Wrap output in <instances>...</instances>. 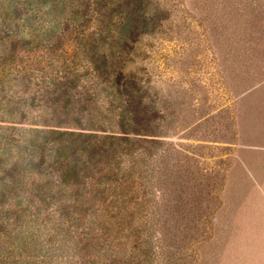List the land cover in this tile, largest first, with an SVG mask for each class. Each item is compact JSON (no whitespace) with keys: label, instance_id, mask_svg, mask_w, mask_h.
Listing matches in <instances>:
<instances>
[{"label":"rangeland","instance_id":"rangeland-1","mask_svg":"<svg viewBox=\"0 0 264 264\" xmlns=\"http://www.w3.org/2000/svg\"><path fill=\"white\" fill-rule=\"evenodd\" d=\"M118 1L103 22L106 44H95L99 56L122 58L120 85L74 48L96 26L84 14L91 0H0L1 34L34 41L20 64L31 65L30 82H0V195L19 173L31 187L57 178L69 188L78 220L56 236L64 259L83 260L93 232L109 257L99 264H264V0ZM70 58L74 73L59 83L55 70ZM39 130L131 141L117 144L120 163L74 188L65 170L37 166L38 155L58 156L35 151ZM33 193L3 207L41 205L28 230L39 228L47 248L58 225Z\"/></svg>","mask_w":264,"mask_h":264},{"label":"trees","instance_id":"trees-1","mask_svg":"<svg viewBox=\"0 0 264 264\" xmlns=\"http://www.w3.org/2000/svg\"><path fill=\"white\" fill-rule=\"evenodd\" d=\"M114 1L115 0H91V10L87 14L86 12L84 14L89 22H96V26L90 33L85 34L84 32H79L81 35H79L78 41L75 42L74 48H76L79 55L84 54L86 58L88 57V53H93V57L89 59V62L93 65L95 74L112 75L116 80V84L120 85L123 71L118 70L121 69L120 64L122 58L116 55L112 60H109L106 54H101L99 56L97 54L98 48L95 44L97 40L101 41L103 44L107 42V37H105V33H103L105 29L103 22L107 15V9L115 5ZM118 2L123 1L119 0ZM19 6L21 5L15 6L16 11ZM99 8H102L100 9L102 11H100ZM104 9L106 10L104 11ZM1 32L2 31H0V82H10L13 80L28 83V71L31 70V65L21 66L20 64L23 61V57L34 50L29 47L34 41L20 37L18 33L14 31H7L4 34H1ZM35 46L36 50L44 45L39 44ZM19 51L23 53L19 54ZM115 63L119 64V67H117L115 72H110L109 67L115 65ZM73 64L74 61L70 58L66 61L61 70H55L53 68L56 72V80H58L59 83L67 81L74 73ZM49 66H53V58L50 61V65H46L45 67ZM45 67L38 70H41L44 75H47L48 71H45ZM123 84L126 89L131 87L129 82H124ZM64 106L66 109L70 107L67 103ZM36 135L41 138L36 142L38 149L35 147V151H37V153L39 150L45 152V149H50L49 147L52 149L57 148L56 151L58 153L56 160L51 164V162L47 160L48 157L45 158L39 151L41 155H38V157L41 158L42 161L37 163V166L40 168L42 166L45 168H54L57 173H61L60 170H65L64 173L70 178L72 187L81 185L92 176L103 173L105 169L111 166L117 159L118 163H120L121 154L117 144L121 145L124 142L130 144L131 141L128 137L77 130H39L36 131ZM79 150L85 153L81 158V162H83L81 166H78L80 165L78 159H76V164L70 162V158ZM62 151L64 152L63 155L61 154ZM51 155L52 154L49 156ZM45 162L49 163L45 165ZM24 179L25 177L21 175V173L15 175L10 183L5 184V192L0 195V264H99L101 260L104 261L109 258L105 254L107 251H103V255L98 253L105 248L100 245L101 238L97 237L93 232L89 239V243L78 248L79 251H84L82 254L84 255L83 260H77L75 253L72 252L67 254V259H64L63 255L57 254L56 251L60 250L61 245L56 243V236L63 231V229H60L63 226V222L73 224L74 221L78 220L76 216L69 215V208L65 205L67 201L73 199L74 193L70 194L71 190L69 188H63L57 178L48 180L38 179L33 183L32 187L25 183ZM29 189L34 192L33 195L38 197L41 204L44 203L49 206L50 210L47 214L52 215L54 217L52 220L56 221L55 224L58 225L54 229L56 234H50V237L45 240V243L49 244L47 248L43 245V241L39 240V236H37L38 240L35 238L36 232H40L39 228L34 227V230H28V228H33V222L38 223V221L41 220V205H35L33 209L30 206L3 207L2 200L14 198L20 195L21 192L23 193L24 190L27 191ZM46 220L51 219L47 217ZM41 223L43 222L41 221ZM66 231L67 232L64 234L70 235L71 237L73 233L69 231L68 228ZM85 246L87 249H85ZM134 262L135 261H133V263Z\"/></svg>","mask_w":264,"mask_h":264}]
</instances>
